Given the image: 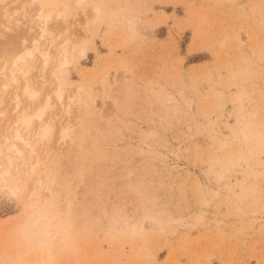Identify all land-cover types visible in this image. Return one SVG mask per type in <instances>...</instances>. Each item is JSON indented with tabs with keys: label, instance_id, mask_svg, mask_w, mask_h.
<instances>
[{
	"label": "rangeland",
	"instance_id": "374dc122",
	"mask_svg": "<svg viewBox=\"0 0 264 264\" xmlns=\"http://www.w3.org/2000/svg\"><path fill=\"white\" fill-rule=\"evenodd\" d=\"M42 19L70 112L0 154V264H264V0H0V71Z\"/></svg>",
	"mask_w": 264,
	"mask_h": 264
},
{
	"label": "bare ground",
	"instance_id": "6f19581e",
	"mask_svg": "<svg viewBox=\"0 0 264 264\" xmlns=\"http://www.w3.org/2000/svg\"><path fill=\"white\" fill-rule=\"evenodd\" d=\"M47 20V19H46ZM45 19H42L35 23L36 26L34 28L35 34L31 38V42L29 44H22L19 45V47H15V51L13 56V60L9 64H4L1 66L0 71V87L1 88H7V92L4 95V98L7 100V102H11V110H15V113L11 117H9V121L11 122V126L9 124L5 125V131L0 132L1 133V140H0V154H2L3 157H10L9 152L17 151V143L19 144L21 141L24 144H27L29 146L28 149V155L31 156L33 150L31 148L32 143L23 135V129L27 128L30 124L31 118H35L38 121L42 120V114L44 111V108L42 104H39V98L43 100V105H46L49 102V96L52 92H54V96L57 99L59 112L63 117H67L69 115V106L71 103V96H68L67 101H63L61 98V90H62V84L61 80L59 78L60 68H61V57L63 55L68 54L66 44L62 43V41L52 42L53 38L48 37L46 35L47 30V24ZM1 26V25H0ZM7 28L9 29L6 24L3 25L0 28ZM3 33L2 29H0ZM37 37L42 38V41H47L45 46L41 47L40 43L37 40ZM60 39V38H59ZM58 39V40H59ZM17 54V55H16ZM80 54H84L83 48L80 49ZM79 54V55H80ZM24 56H33L36 57L35 62H37L39 68H37V75L36 79H33V77L27 76L25 73L27 72V69H22L21 66H19L17 60L22 59ZM65 57V56H64ZM64 63V62H63ZM37 66V67H38ZM39 79V80H38ZM54 81L55 86L52 88L49 87L48 91H45V94L42 95V97H37V91L32 88L33 85H40L43 83H46L48 81ZM40 81V82H39ZM38 85V86H39ZM44 85V84H43ZM48 86V83L46 84ZM59 123H61L59 121ZM62 125V124H61ZM60 125V126H61ZM60 133V138L62 139L65 135V133H62V128ZM31 133V137L33 140H39L43 142V140L46 138L48 133V125L47 124H38L36 128H33L29 131ZM60 143V142H59ZM58 145V143H57ZM13 147V149H10ZM17 148V149H15ZM42 155L35 154L34 158L30 162V168L29 172L33 171L34 167L40 163L41 161H45L44 158L49 154L48 149L40 150ZM43 163V162H42ZM44 165V164H43ZM42 165V166H43ZM28 172V170H27ZM36 176V175H35ZM42 176H39L37 174L36 177H34V186L39 187L41 185V179ZM33 186V185H32ZM33 189V188H32ZM36 189V188H35ZM34 190V189H33ZM32 190V191H33ZM36 190H34L35 192ZM31 194L30 192H28ZM30 196V195H29ZM28 196V197H29ZM31 197V196H30Z\"/></svg>",
	"mask_w": 264,
	"mask_h": 264
}]
</instances>
